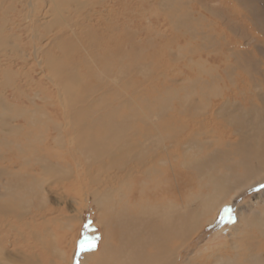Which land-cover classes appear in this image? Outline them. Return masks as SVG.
I'll return each instance as SVG.
<instances>
[{
    "label": "rangeland",
    "instance_id": "1",
    "mask_svg": "<svg viewBox=\"0 0 264 264\" xmlns=\"http://www.w3.org/2000/svg\"><path fill=\"white\" fill-rule=\"evenodd\" d=\"M42 1L0 0V26L3 27L0 36L4 35L7 37L8 42L10 41L7 45L0 47V165L6 166L9 158L15 159L16 164H20L19 166L21 167L27 168V164L31 165L34 162L32 161L34 157L30 154L24 157V153L20 152L22 151L21 149L26 148V146H28L29 150L35 148V146L43 149L41 144L43 140L40 142L39 140L41 138L46 139L49 135L52 137L55 135L51 127H49L52 124H61L60 127L63 130H69L75 136V127H72L74 121L68 117L69 106L66 102L67 98L64 94L62 95L60 85L56 82L53 83L52 79L49 78L51 77V72L45 63L42 50L45 52L49 51L52 56L59 59L63 67L65 66L63 73L65 76L71 71V75L76 78V81L78 80L77 82L80 83V86L75 87L77 98L86 95L82 81L102 84L103 78L99 74H104L102 70L104 65L107 66L106 63L109 66L110 77H119V82L120 77L125 78L126 82L128 80L131 82L126 88H130L132 82H137L136 84L134 83L136 85L133 86L134 91H132V87L131 91H129L130 89H121L123 86L120 87L119 84L120 89L118 90L123 91L127 98L132 97L131 105L139 106L138 108L144 112L148 109L156 112V114L161 112L162 117L165 116L167 119L164 123L165 119L157 118L159 121L155 119L152 124H149V128L152 129L151 134H153L151 139L155 140L158 145L155 146V149H157L156 147L161 149L164 146L161 150L162 152L154 155L157 158L163 156L167 157L169 161L171 157L169 158V155H167L168 151L171 152V150L176 149L181 152L182 148L187 152L190 151L193 157H203L205 155L203 158H210V154H213L211 150L218 147L216 140H213L207 147L196 142L189 144L183 139L185 132H182L184 130L182 124L189 117L191 108L193 110L191 112L198 109L199 105L206 100V96L215 103L219 101V97L217 95L213 97L215 90H212L211 87H207L209 94L204 96L201 87H195L190 89L194 94L192 93L189 96L190 98H186V105L183 102L187 92L184 91L185 89L178 88L174 90L176 93L173 98H170L171 89H168L166 85L171 83L169 77L177 75V73L191 78L203 77L206 80H214V86H218L219 89L224 84L226 85L229 74L232 79H243L241 85L245 84L244 89H237L234 85H228L229 88L233 89V93H230V90L225 88L222 95L225 97L228 95L230 100L236 101L242 111H248L254 104L259 105L264 116V0H75L80 6H77L74 0H63L64 6L66 3L65 9L58 8L60 9L58 11H53V5L52 8L49 7L50 3L48 5V0ZM163 3L165 4L162 5ZM63 4L61 8H63ZM99 14L102 16L101 20L106 21L100 24L94 23L91 19ZM36 19H39L40 23L34 22ZM56 19L60 22L55 23L50 28H44L40 25ZM65 20L68 23H61ZM94 26L97 27V30ZM55 35L61 36V44L57 45L58 40L52 41V37ZM92 35L94 36L93 38ZM35 50H37L36 58L34 57ZM106 52L110 56H105L106 58L104 59L102 55ZM39 59L42 61L41 65L45 67V73H40ZM123 66L124 68L126 67L125 71L120 72L118 67L123 68ZM214 66H217V68ZM204 67L207 71L203 70ZM88 71H96L95 74H97L95 77H89ZM125 79L121 80L124 81ZM188 81H191L190 78L186 80V83ZM184 83L185 81H183ZM113 86L117 87V83ZM80 93L81 95H79ZM98 94L93 95L98 96ZM5 95L6 98L4 97ZM113 98H116L112 97L114 102L118 99L114 100ZM126 103L121 106V109L125 110V108L130 107ZM187 104L190 106L187 107ZM193 106H198V108ZM230 106L231 103L229 101L227 109L229 108V112L233 116L240 113V110H234L235 105ZM157 108L163 109L158 110ZM179 108L182 109L180 110ZM184 108L189 113L185 112ZM60 109H63L62 113ZM113 109H116V105L113 106ZM176 109L179 110L177 111ZM140 110H138L139 113H141ZM127 111L126 116H129V110ZM113 112H115L116 116ZM113 112V119L116 120L118 110H113ZM224 113L222 111L217 117L220 120V125L226 124ZM252 113L254 114V112ZM252 113L249 114L250 117H252ZM126 116L123 118L125 119ZM3 118L6 120L4 119L3 121ZM114 122L117 123L112 120V124ZM167 122H170L169 126L168 124L166 125ZM159 123H162V125ZM18 124L24 126L21 132L10 130L12 125ZM258 124L259 121H257L256 116L255 125ZM137 126H139V130H143L142 123H138ZM248 126H250V123H245L242 128L247 129ZM229 127L233 128L232 131L235 133L236 129L241 127V123L235 126L229 124L223 128L227 129ZM25 130L30 131L27 137L31 138L32 141L27 139V137H23ZM72 135H66L65 138L70 139ZM162 135L163 137H161ZM14 141L16 144L12 143L11 145V142ZM48 155L53 156L56 154L48 152ZM42 157L46 158L45 156ZM230 157L231 174L223 168L218 169L215 165L216 161L214 163H206V166H202V168L213 171L216 175H221L220 172L222 173L223 183L229 189L228 195L232 197L230 198L231 201L226 198L218 211L210 210L208 212L206 208H202L199 205L193 214V219L202 224L199 225L196 233L192 236L189 246H182L180 251L187 258L200 249L202 245H205L203 247L209 249L208 252L213 251L216 253L214 256L210 255L208 257L213 261L217 257L218 259L214 261L215 264H229L224 262L229 259L227 255L231 257L235 253H240L242 264H250L257 257L262 259L257 264H264V165H258L260 160L257 157L248 159L251 166L258 165L260 167L258 170L261 175L260 180L256 176H251L250 170L234 164L237 157ZM23 158H27L28 161L23 162ZM82 158L80 162L84 161ZM203 158L200 159L203 160ZM174 162H171V164ZM169 163L167 164L169 165ZM177 169L188 173L189 184L185 186L187 192L193 191L199 193V195L209 192L210 189L201 187L197 189L190 182L189 179L191 178L197 182L196 175L199 172L197 169H184L183 166ZM88 173H91L90 175L92 176H98L99 174L98 178L100 179L107 180L108 178L106 173L96 171L95 164L90 165ZM61 175L62 173L54 175V180H57V177ZM7 178L5 174L2 176V185L7 181ZM45 182V185H47L49 179ZM127 184L129 185L130 182H127ZM127 184H125V188L129 187ZM169 184L173 185V182L170 181ZM94 186L93 183L90 184V188ZM107 189L109 192L122 190L113 180L107 183ZM48 192L49 205L53 207L63 204L58 201V195L51 191ZM186 202L184 200V205ZM225 206H228L232 211V222L222 221L219 218L220 212ZM77 207H79L78 204L71 202L67 206L68 214H78V220L75 222L73 231L68 237L72 244L70 250L75 249L77 252L78 242L85 234L95 238L96 247L85 250L76 256L74 258V263L76 264L79 263L84 254L97 251L103 239V226L98 221L100 212L97 210L99 209H96L94 203L90 201L80 208V212L76 210ZM103 211L107 215L105 208ZM239 217L240 219H238ZM242 217L245 220H241ZM57 221L59 222H56L58 226L61 225L60 221ZM86 224L90 226L85 228ZM233 224H240L239 229L241 232L237 233L236 237L230 238L228 236L232 235ZM231 239L234 241H231ZM111 241L115 245L119 244V240L116 238ZM230 242L234 243L231 244ZM226 243L227 245L225 246ZM231 245H233V248H230ZM37 255L34 253V256L31 255V257L40 259L41 262H38V264H48L46 263V258H40Z\"/></svg>",
    "mask_w": 264,
    "mask_h": 264
},
{
    "label": "bare ground",
    "instance_id": "2",
    "mask_svg": "<svg viewBox=\"0 0 264 264\" xmlns=\"http://www.w3.org/2000/svg\"><path fill=\"white\" fill-rule=\"evenodd\" d=\"M42 2H44V0ZM47 2L48 5L50 3L49 7L52 8L53 5V11L65 9L66 6V3L64 6L63 0H48ZM76 2L75 4L78 6L79 3L77 4ZM62 4L63 8H61ZM164 4L165 3L162 5ZM101 18L102 16L99 14L91 20L99 24L106 21H102ZM34 22L40 23L39 19H36V21L34 20ZM59 22L60 21L56 19L55 21L44 22L40 25L44 28H50L52 25L54 26L55 23ZM61 23L68 22L65 20ZM2 28L3 27L0 26V34ZM95 28L97 30V27ZM93 37L92 35V38ZM61 39L60 35L52 37V41H59L57 45H59V43L61 44ZM106 41L109 42L108 40ZM9 42L6 36H0V47L7 45ZM42 51L48 70L51 72V77L49 78L52 79L53 83L56 82L60 85L62 95L64 94L67 98L66 102L69 106L68 117L70 120L74 121L72 127H75V136H73V133L71 132V134L69 130H63L60 127L61 124H52L49 127H51L55 135L53 137L49 135L46 139L41 138L39 140V142L43 140L41 142L43 149L37 146L31 150H29L28 146L21 149L22 151L20 152L24 153V157H27L28 154L34 157L32 160L34 162L31 165L27 164L28 169L24 166H19L20 164H16L17 162L13 158H9L6 166L0 165V264H38L41 260L32 258L34 253L38 254L37 257L46 258V263L48 264H76L74 263V258L77 256L76 250H70L72 244L71 241L68 240V237L71 235L75 222L78 220V214H68L67 206L70 202L76 203L79 205L76 210L80 212V208L88 201L94 203L96 209H99L97 210L100 212L98 221L103 226V239L99 249L84 254L78 264H215L214 261L218 258L216 257L213 261L208 257H210V255L214 256L216 253L212 250V252H208L209 249L203 247L205 245H202L200 249L187 258L180 249L182 250V246H189L188 244L192 236L196 233L199 225L202 224L193 219V214L196 212L199 205L202 208H206L208 212H210V210L218 211L226 198L229 199L228 201H231L230 198H232L228 195V187L223 183L222 173L220 172L221 175H216L213 171H209L208 169L204 170L202 166H206V163H214V161H216L215 165L218 169L223 168L230 173L232 171V168L230 169V156H233L235 158L237 157L234 164H238L239 167L241 166L246 170H250L251 176H256V178L258 177L261 180L260 171L258 172L260 167H258V165H264L263 111L259 105L255 104L251 109H248V111H242L239 109L240 106L236 101L230 100L228 95L226 97L222 95L225 88H228L230 93H233V89L229 88L228 85H234L237 89H244L245 84L241 85L243 79H232L229 74L226 85L224 84V86L219 89L218 86H214V80H206V78L203 77L191 78L178 73L177 75H171L172 77H169L171 83L166 85L168 89H171L169 97H174L176 93L174 90L178 88L185 89L184 91H187L184 97L185 100L183 101L185 105L187 103L186 98H190V94H194L190 89L195 87H201L204 93L203 96L209 94L207 87H211L212 90H215L213 92L214 95L212 93L213 97H216V95L219 97V101L215 103L206 96V100L199 105V108L196 106L198 109L191 112L193 111L191 108L190 115L188 114L189 117L186 116L188 118L182 124L184 130L181 129L182 132H185L183 134V139L189 144L196 142L208 147V144L216 140L218 147L211 150L213 154H210V158H203L205 155H203V157H193L190 151L187 152L183 148L181 152L173 149L171 152L168 151L169 153L167 154L169 158L171 157L169 163L167 157L161 156L157 158L154 156L157 155L158 152H162L161 150L164 146L161 145V149L158 147L155 149L157 143L155 140L151 139L153 134H151L152 129L149 128V124H152L153 120L157 118L165 119V123L167 120L165 116L162 117L161 112L156 114V112L149 109L145 112L140 110L138 108L139 106L135 107L133 104L131 105L132 97L127 98L123 91L121 92L118 90L120 89L118 86L119 84L120 87L123 86L121 89H130L129 91H131L132 87V91H134L133 86L137 82H134L135 84L132 82V86L126 88L131 82L129 80L126 82V79L121 77L119 82V77H110L109 66L106 63L107 66L104 65L102 70L104 74H99L101 78H103L102 84L88 81L85 83L82 81L84 84L81 85L84 86L86 95L77 98L75 87L77 88L80 86V83L77 82L78 80L76 81V78L71 75V71H69V74L66 73L67 75L65 76L63 74L65 66L63 67L59 59L52 56L49 51ZM108 54L107 52L103 54V58L105 59L110 56V54ZM34 57H37V50L34 52ZM39 62L40 73H45V67L41 65L42 61L40 59ZM214 67L217 68V66ZM123 68L118 67V70L120 72L125 71L126 67ZM203 70L207 71L205 67ZM225 70L227 69L225 68ZM127 71L129 70L127 69ZM95 72L96 71H88L87 74L89 77H95L97 74H95ZM115 74L117 73L115 72ZM188 78H190L191 81L186 83ZM121 79L125 80L123 81ZM183 81H185L184 84ZM116 83L117 87L113 86ZM96 93H99L98 96L93 95ZM79 95H81V93ZM4 97L6 98V95ZM112 97L118 99L116 100L113 98L116 100L114 102ZM226 101H230V107L235 105L234 110L238 109L240 113L233 116L232 113L229 112V108L227 109L228 102ZM205 102L207 103L205 104ZM125 103L127 106H130L127 109L125 108L126 111L121 109V106ZM221 103H223V105H221ZM156 104L154 105L156 106ZM115 105L116 109H113ZM188 106L190 105L187 104V107ZM206 106H208V108H206ZM193 107L196 108L195 106ZM137 109L140 110L141 113H139ZM62 110L61 113L63 112ZM113 110H118V117H116V120L113 119ZM127 110H129L130 113L129 116H126L128 113ZM183 110L189 113L185 108ZM222 111L225 112L224 118L226 124L220 125V120L217 119V117ZM252 112H254V114ZM113 113L115 114V112ZM250 113L253 114L252 117L249 116ZM19 114L21 113L19 112ZM64 115L66 116V114ZM124 116H126L125 119L123 118ZM256 116L257 121H259L258 125H255ZM4 119L5 118H3V121ZM158 119L157 121H159ZM112 120L117 123L114 122V124H112ZM138 123L143 124V128L141 127L143 129L142 131L139 130V126H137ZM239 123H241V127H238L235 133L232 131L233 128H223L227 127L229 124L235 126ZM245 123H250L247 129L242 128V125ZM159 124L162 125V123ZM167 124L169 126L170 122H167L166 125ZM23 129L24 126L22 124L12 125L10 128L11 131L17 132H21ZM28 133H30V131L25 130L23 137H27ZM50 134L52 135V133ZM69 134L72 135V138L66 139L65 136H70ZM161 137H163V135ZM27 139L32 141L29 137H27ZM12 143L16 144L15 141L11 142V145ZM48 152L56 155H48ZM42 156L46 158L44 159ZM250 157L259 158L260 163L256 166H251L250 160H248ZM81 158L84 159V161L80 162ZM200 158H203V160ZM24 161H28V159L23 158V162ZM173 161L175 162L171 164ZM167 163H169V165ZM91 164H95L96 171L106 173L108 177L107 180L98 178L99 174L98 176L90 175L91 173L89 174L88 171ZM181 166H183L184 169H197L199 171L196 175L197 177L195 176L197 182L193 178L189 179L190 182L193 183L197 189H200V187L210 189L209 192L202 195L193 191L187 192L185 186L189 184L188 173L177 169ZM60 173H62V175L57 177V180H54L53 176ZM4 174L8 178L2 185L1 178ZM47 179H49V183L47 182V185H45ZM112 180L115 181L122 190L109 192L107 183ZM170 181L173 182V185L169 184ZM127 182H130V184L128 185ZM92 183L95 186L90 188V184ZM125 184L129 187L125 188ZM48 191L58 195V201L63 204L53 207L49 205ZM81 192L84 193L81 194ZM184 200L187 201L185 205L183 203ZM104 208L106 209L105 212H107V215L103 213ZM198 219L200 220V218ZM238 219H240V217ZM57 220L60 221L61 225L58 226L56 223L58 222ZM241 220L245 219L242 217ZM240 224H233L232 235L228 237H236V234L241 232L239 229ZM115 238L119 240V244L115 245V243L111 241ZM231 241L234 240L231 239ZM230 243L232 244L234 242ZM226 245L227 243L225 246ZM185 247L183 248L185 249ZM230 248H233V245H231ZM239 254L240 253H235L231 257L227 255L229 259L224 262L229 264H242ZM31 255L33 256L31 257ZM261 261L262 259L257 257L254 258L251 263L257 264Z\"/></svg>",
    "mask_w": 264,
    "mask_h": 264
},
{
    "label": "snow or ice",
    "instance_id": "3",
    "mask_svg": "<svg viewBox=\"0 0 264 264\" xmlns=\"http://www.w3.org/2000/svg\"><path fill=\"white\" fill-rule=\"evenodd\" d=\"M220 220H227L232 222V211L228 206H225L220 212ZM90 225L86 224L85 228H88ZM96 247V240L93 237H89L86 234L78 242L76 255L78 256L81 252L85 250L94 249Z\"/></svg>",
    "mask_w": 264,
    "mask_h": 264
}]
</instances>
